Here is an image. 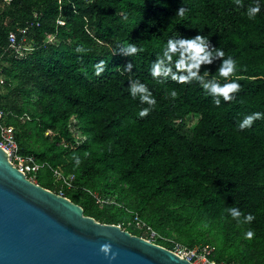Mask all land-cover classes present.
<instances>
[{
    "label": "trees",
    "instance_id": "trees-1",
    "mask_svg": "<svg viewBox=\"0 0 264 264\" xmlns=\"http://www.w3.org/2000/svg\"><path fill=\"white\" fill-rule=\"evenodd\" d=\"M254 2L0 0V40L26 27L31 47L5 57L0 107L15 114L5 121L19 151L48 164L36 172L38 184L57 192L51 167L59 166L74 174L64 194L85 215L139 234L129 224L137 214L190 247L209 244L216 261L264 264V118L238 127L244 115L264 112V0L249 19ZM181 3L189 9L183 18L175 14ZM197 31L237 60L233 78L242 87L230 101L216 105L195 81L151 76L169 35ZM125 41L142 51L122 55ZM218 63L202 64L201 73L216 76ZM131 79L147 84L155 104L129 94ZM229 207L255 219L238 223Z\"/></svg>",
    "mask_w": 264,
    "mask_h": 264
},
{
    "label": "water",
    "instance_id": "water-1",
    "mask_svg": "<svg viewBox=\"0 0 264 264\" xmlns=\"http://www.w3.org/2000/svg\"><path fill=\"white\" fill-rule=\"evenodd\" d=\"M0 264H192L174 251L85 215L30 180L0 146Z\"/></svg>",
    "mask_w": 264,
    "mask_h": 264
},
{
    "label": "clouds",
    "instance_id": "clouds-1",
    "mask_svg": "<svg viewBox=\"0 0 264 264\" xmlns=\"http://www.w3.org/2000/svg\"><path fill=\"white\" fill-rule=\"evenodd\" d=\"M155 3L164 4V0H154ZM237 6L243 7L242 0H235ZM189 9L182 3L175 10V14L181 18ZM260 12V2L255 0L254 3L249 4L245 9V15L249 19H254L256 14ZM121 54L127 57L134 56L139 51H142L136 43L125 41L120 45ZM219 60L216 69L217 75L208 77L207 73H201V65H210L214 61ZM104 61H99L95 68L97 74L103 71L102 65ZM125 68L131 71L133 65L131 62H125ZM151 76L157 79L170 78L177 83H191L197 82L204 94L212 98L213 103L219 105L221 98L224 101L233 99V93L241 90V83L239 76L234 74L237 72V60L232 55H225L222 48L216 47L212 44L208 36H205L201 31H197L194 35H169L161 45V50L157 53L156 58L151 61L150 69ZM208 72L211 70L208 68ZM128 91L133 98H138L142 103L148 105L155 104V97L151 90L144 82L139 79H131L128 82ZM177 95L176 90L171 91V96ZM148 107L140 109L139 115L145 116L149 112ZM264 118V112L253 111L243 116L239 121L238 127L243 129L252 126L254 120ZM77 163L79 161L77 160ZM228 213L237 218L240 223V217H243V223L250 224L255 219L251 212L243 213L237 207H229ZM243 236L247 240H251L255 236L252 228L244 231Z\"/></svg>",
    "mask_w": 264,
    "mask_h": 264
},
{
    "label": "built area",
    "instance_id": "built-area-1",
    "mask_svg": "<svg viewBox=\"0 0 264 264\" xmlns=\"http://www.w3.org/2000/svg\"><path fill=\"white\" fill-rule=\"evenodd\" d=\"M11 0H3V4L9 3ZM63 23L62 21H58ZM26 27L18 28L16 31H9L4 40H0V86H3L7 77L3 71L4 65L7 63L6 56L13 54L14 56L21 57L26 51L31 49L26 44ZM18 34L20 37H18ZM8 115L15 116L14 112L4 110L0 107V146L8 153V158L11 163L19 168L24 174L33 182L37 183L36 172L46 165V162H38L35 157L30 154H22L19 151L18 143L15 137V128L12 124H7L5 119ZM23 117V116H22ZM52 174L55 181L61 182V187L57 193L64 194V186H73V173L65 174L61 167H51ZM97 201H107L100 197H96ZM136 230L139 231V236L150 240L153 243L164 246L183 258L189 260L192 264H236L235 262L216 261L211 257L213 247L209 244L198 245L190 247L175 237L162 234L156 231L150 224L134 214L129 221Z\"/></svg>",
    "mask_w": 264,
    "mask_h": 264
},
{
    "label": "rangeland",
    "instance_id": "rangeland-1",
    "mask_svg": "<svg viewBox=\"0 0 264 264\" xmlns=\"http://www.w3.org/2000/svg\"><path fill=\"white\" fill-rule=\"evenodd\" d=\"M192 121V120H191Z\"/></svg>",
    "mask_w": 264,
    "mask_h": 264
}]
</instances>
